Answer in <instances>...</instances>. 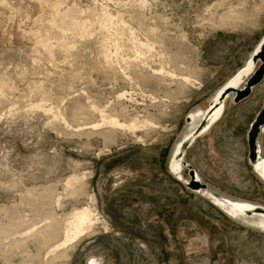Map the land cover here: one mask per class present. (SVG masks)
Here are the masks:
<instances>
[{
    "label": "rangeland",
    "instance_id": "obj_1",
    "mask_svg": "<svg viewBox=\"0 0 264 264\" xmlns=\"http://www.w3.org/2000/svg\"><path fill=\"white\" fill-rule=\"evenodd\" d=\"M263 33L264 0H0V228L56 221L73 241L77 211L90 226L48 261L0 239V264H264V231L168 169L188 114ZM248 100L186 161L212 191L264 206L247 144L264 93Z\"/></svg>",
    "mask_w": 264,
    "mask_h": 264
},
{
    "label": "water",
    "instance_id": "obj_2",
    "mask_svg": "<svg viewBox=\"0 0 264 264\" xmlns=\"http://www.w3.org/2000/svg\"><path fill=\"white\" fill-rule=\"evenodd\" d=\"M263 80L264 36L246 65L217 92L208 107L206 109L193 110L188 114L186 118L188 128L175 145L168 161L169 172L188 191L206 198L228 217L252 227L257 226L248 223L245 219H264V206L234 199L212 191L208 184L203 182L198 171L186 161V154L196 140L210 132L212 127L221 119L228 99L231 98L235 104L248 99L252 95L254 88L259 86ZM196 118H199V120L196 121ZM192 125H196V127L191 128ZM261 136H264V107L256 116L247 134L248 162L253 170L264 180V171L261 170V164L264 165ZM184 170L188 171L189 179L185 178ZM257 228L264 231L261 226Z\"/></svg>",
    "mask_w": 264,
    "mask_h": 264
},
{
    "label": "bare ground",
    "instance_id": "obj_3",
    "mask_svg": "<svg viewBox=\"0 0 264 264\" xmlns=\"http://www.w3.org/2000/svg\"><path fill=\"white\" fill-rule=\"evenodd\" d=\"M197 120H199V118H196V121ZM194 127H196V125L191 126V128ZM261 170L264 171L263 164H261ZM28 195L31 196V192H28ZM76 217H77L76 223H78L76 226L77 227L76 231L78 237H80L85 232L87 233V231L90 230V226L87 221L88 213L87 211H77ZM245 220L248 223L253 224L254 226L257 227L261 226L264 228V219L251 218ZM23 227H24L23 223H19V221H15V220L10 222L9 225H7L6 227L2 226L0 228V239H6L8 241V245L10 248H18L21 250L27 249L29 247V243H33L37 249V253L33 257H36L38 260L44 259L48 261V260H54L57 257L60 258V256L62 257L63 254L62 252L60 253V250L63 249H65V251L71 250L75 244L74 243L75 239L76 238L79 239L77 236H75L74 240L72 241L71 240L72 234L70 233L71 229L67 230L66 229L67 227L63 228L60 224H57L56 221H51L50 223H47L45 226L41 227L40 229H36V232L35 230H27ZM68 242L70 244H68ZM60 247L61 249H59ZM57 248L59 250H57ZM49 254L51 255L49 256ZM97 261H98L97 259H93L91 264H97Z\"/></svg>",
    "mask_w": 264,
    "mask_h": 264
},
{
    "label": "crops",
    "instance_id": "obj_4",
    "mask_svg": "<svg viewBox=\"0 0 264 264\" xmlns=\"http://www.w3.org/2000/svg\"><path fill=\"white\" fill-rule=\"evenodd\" d=\"M263 36H264V33L260 36V38L254 44V46L250 49V51L248 52V54L244 57V59L242 60V63L240 65H238L237 68L234 71H232V73H230V75L206 99L205 105L200 104L196 108H194L193 110L206 109L208 107V104L213 100V98L217 94V92L246 65L247 61L251 58L254 50L256 49L257 45L259 44V42H260V40L262 39ZM263 82H264V80H263ZM261 84L259 86H257L256 88H254L253 93H252V95L249 98H251L254 95V93L256 92V89H258V87H260ZM263 86H264V84L257 90V93L258 94L256 96L252 97L250 100H248L249 98L246 99L248 101L244 105L249 106V104H251L252 106L251 105L249 106L250 107V110H252L255 107L256 103L259 102L260 97L263 95V93H264L263 92L264 90L262 89ZM246 100H244V101H246ZM244 101H242V102H244ZM242 102H240V103H242ZM240 103H238V104H240ZM230 104L238 105V104L233 103V101H232L231 98L228 99L226 101V103H225L224 113H223V115H222V117H221L220 120H222V118H224L226 116ZM263 107H264V103L262 104L260 110L254 115L253 119L249 122L250 126L254 122L256 116L262 110ZM216 124L212 128H214L216 126ZM250 126H249V129H250ZM249 129H248V131H249ZM211 130H213V129H211ZM247 134H248V132H247Z\"/></svg>",
    "mask_w": 264,
    "mask_h": 264
}]
</instances>
